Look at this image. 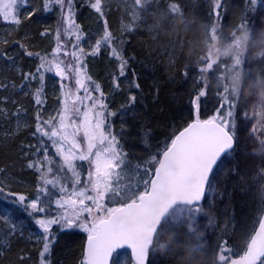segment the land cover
I'll return each instance as SVG.
<instances>
[{
	"label": "trees",
	"instance_id": "trees-1",
	"mask_svg": "<svg viewBox=\"0 0 264 264\" xmlns=\"http://www.w3.org/2000/svg\"><path fill=\"white\" fill-rule=\"evenodd\" d=\"M214 1L100 0L101 11L97 12L91 7L96 0H72V21L79 26L80 37L86 36L87 26L94 29L97 26L95 22L100 25L95 43L93 41L92 46L83 48L84 64L91 77L92 87L100 85L108 109L116 115L108 117L111 124L116 125L117 130L120 123L123 125L120 133H123L125 144L122 149L125 152L123 155L131 162V167L126 166L129 172L135 171L137 175L141 173L144 157L129 151V141L141 144L148 150L153 148L159 158L175 134L195 118L192 100L200 89L207 91L206 97L200 101L206 104V108H199L200 119L212 116L221 101H233L235 98L237 92L231 85L240 76L238 60L241 56L236 58L234 65L231 55L220 59V66L226 70L223 69L218 80L223 81L226 88L214 89L212 75L205 69L211 51L210 32L215 24ZM173 4L179 11L171 10ZM58 5L55 0H27L20 9L19 25L0 22V184L5 188L4 194L0 195V208L13 209L10 219L14 218L16 227L15 233L10 234L11 223L0 219V264H40L43 248V242L33 247L25 240V235L39 228L27 211L5 202L8 191L22 194L28 201L39 194L41 200L49 201L46 215L55 216L60 211L55 204L61 196L60 188L66 187L68 191L63 195H69L75 179L66 167L61 168L63 162L55 149L52 150L47 144L46 138L36 134L37 114L42 120H47L54 110L58 111L61 104L58 101L61 84H58L60 81L55 78V74L44 72L43 81L36 74L40 57L51 58L57 47L58 34L60 42L63 38L74 40L77 35L75 28L65 33L68 25L57 31ZM133 15L136 16L135 23ZM244 21H249L247 16L242 17ZM105 27L112 37L111 47L102 42L97 54L89 55L96 42L103 41ZM224 38L222 35L218 47L227 46L229 40ZM71 46L73 48L74 44ZM112 47L127 61L123 76L120 75V61L111 54ZM29 52L32 55H28ZM29 73L36 74L35 78L30 76L26 80L25 74ZM47 80L54 81L55 91L58 90L59 94L48 92ZM38 88H42L40 104L34 99ZM211 91L218 95L216 101ZM93 94L100 95L99 92ZM133 96L134 103L130 99ZM12 102L15 104L13 108L20 106L25 110V125L20 129H14L16 123L13 125V122L3 121L2 118L5 106L8 107ZM223 108L226 111L227 105ZM37 145L40 151L36 150ZM45 150L51 163L41 161ZM135 161L137 164L133 166ZM29 163H36L43 172L48 169V178L55 184H43L39 179L40 173L29 168ZM79 180L76 187L83 189L84 170L79 172ZM126 183L128 187H124V180H114L112 186L114 189L120 186L126 190L134 187L132 181ZM39 187L45 188L47 192L38 193ZM12 199L14 197H7L9 201ZM225 202L222 211L227 224L216 236L198 240L183 228L164 230L163 221L148 264H221L218 246L227 241L228 248L234 250L236 239L246 231L251 222L249 220L257 213L256 206H250L238 192H234ZM86 204L90 206L91 202L86 201ZM216 221L219 222V219ZM78 228L61 230L58 225L52 226L51 231L56 234V239L46 257L48 264H84L83 246L87 234L81 233ZM254 228L255 225L251 230ZM121 254L126 256L125 264H132L127 251L118 252L115 258ZM225 254L224 264L238 255L236 250Z\"/></svg>",
	"mask_w": 264,
	"mask_h": 264
},
{
	"label": "snow or ice",
	"instance_id": "snow-or-ice-1",
	"mask_svg": "<svg viewBox=\"0 0 264 264\" xmlns=\"http://www.w3.org/2000/svg\"><path fill=\"white\" fill-rule=\"evenodd\" d=\"M256 2L257 0H250L252 5ZM26 3L27 0H0V22L19 25L21 23L20 9ZM55 3L63 8L65 0H55ZM67 3L69 10L63 17L65 24L68 25L65 33L68 34L75 28L79 40V26L72 21V0H67ZM221 3L222 0H218L214 6L216 15L219 14ZM91 7L100 12V0H96ZM171 10L179 11L174 4ZM133 22H136L135 15H133ZM239 26L250 28V25L245 23ZM102 42L111 47L112 37L107 27H105L103 41L98 40L96 46L88 54L96 55ZM61 48L58 34L57 47L51 58L40 57L41 62L37 67L36 74H39L41 81L44 80V72H54L55 76L59 77L63 99L55 117L50 116L48 120H42L37 114L36 134L51 141L56 154L63 161L61 168L66 167L75 178L71 193L65 196L63 194L68 189L63 186L60 188L61 196L55 201L60 211L55 216L46 215L49 201L41 200L39 194L34 200L28 201L26 196L8 191L5 202L27 211L41 231L40 239L43 242V248L40 252V264H48L46 257L50 254L56 239V234L51 231L53 225H58L61 230L79 227L81 231L87 233L84 264H108L113 252L124 246L131 249L135 264H147L148 255L138 246L136 233L124 228L125 219L132 214L133 209L140 207V204L151 198L158 182L168 183L178 189H190L200 197L199 202L203 200L205 192L200 190L201 184L206 189L214 166L217 165L222 155L234 148L237 138L235 130L238 127L236 105L230 101H221L220 107L215 110L210 119L201 120L199 118L200 101L206 97L207 91L200 89L192 100L195 118L178 135L174 136L169 145H166L162 158L157 161L158 166L155 168L154 178L144 181L145 190L130 202L120 204L118 207H106L104 200L110 191L121 196L122 199L128 195L122 191L120 186L113 189L111 185L114 180L120 181L128 175L131 162L122 154L123 150L117 136L110 131L111 125L108 117L115 113L107 111L108 106L100 91V85L95 84L94 88L92 87L91 77L87 74L84 64V49L79 48V52L73 50L70 53L65 49L63 57L70 55L72 58L71 61H66L60 55ZM27 54L32 55L31 52ZM111 54L120 61V75H125L127 61L114 47H112ZM36 74H25L24 78L26 80L30 76L35 78ZM65 81L69 83H64ZM72 81H74L75 88L72 87ZM94 92H99L100 95L95 96ZM41 93L42 88H38L34 96L37 104L42 103L39 99ZM130 99L133 103L135 102L134 96ZM224 105H227L226 111L223 108ZM261 144L264 145V140H261ZM36 150H41L39 145ZM45 160L51 163L46 150ZM77 160L88 161L94 169L89 172V180L91 192L95 195L88 194L87 187L77 189L76 185L80 183L79 173L74 163ZM28 167L40 173L39 179L43 184H55L48 178V173L43 172L36 163H29ZM134 186L138 187V185ZM4 192L5 188L0 184V195ZM37 192L46 193L47 190L39 187ZM7 197H14V199L9 201ZM86 201H90L91 205L86 204ZM94 210L98 215L93 218ZM12 212V208H0V219L12 225L9 230L10 234L16 231L14 218L10 219ZM85 213L92 218L91 224L81 219ZM36 214L45 215L37 216ZM252 236L254 238L251 239L246 251L231 264H258V262L264 264V217L260 218L258 231ZM230 251L227 241L218 246L221 264L225 262V253Z\"/></svg>",
	"mask_w": 264,
	"mask_h": 264
},
{
	"label": "rangeland",
	"instance_id": "rangeland-1",
	"mask_svg": "<svg viewBox=\"0 0 264 264\" xmlns=\"http://www.w3.org/2000/svg\"><path fill=\"white\" fill-rule=\"evenodd\" d=\"M217 3V0H215L213 12L215 11L214 6ZM67 5V0H65L63 8L58 5L57 16L59 21H57L55 25L57 27V31L58 28L63 30V27L67 26L63 19L67 12ZM218 11V15L214 13L215 24L209 37V40H211V51L207 63L205 64V69L210 75H212L214 89L220 90L223 87L226 88L227 85L223 83V81L218 80L219 74L223 71V69H226L220 66V59H222V57L224 58V56L217 55L215 51L218 46L217 41H219L222 35H224V39L226 41L229 40V44L233 39V30L238 31V29H242L243 31H248L252 34L253 43L257 42L260 39L258 30L264 28V0H257L255 5H252L250 0H222L221 7ZM245 16H247L249 20L248 22H242V17ZM241 23L249 24L250 28L240 27L239 25ZM95 24H97V26H95L94 29H90L89 27L87 29L86 36L80 37L79 40L76 38L77 35L74 36L75 41L70 38L68 39L69 41L67 38H63V41H61L62 48L60 55L63 57L65 49L70 53L73 50L79 52V48H84L85 46H92L100 32V25L97 22H95ZM72 44H74V46L78 45V47L73 46L72 48ZM224 47H226V45ZM220 48L223 49L222 46ZM231 56L233 57L234 65L236 63V58H238L239 55L232 54ZM69 57L70 55L63 58L66 61H71ZM241 67L243 74L241 87L239 91H236L237 93L235 94L236 97L234 101L231 99L226 100L230 102L232 101L236 105V123L238 127L235 130L237 138L233 150L223 158L215 171L209 183L203 203L194 207L177 206L165 217V220H163L164 230L183 228L187 232L192 233V235L198 240L210 235L216 236L225 229L227 224L224 212L222 211L226 204L225 201L228 197L232 196L234 192H238L239 195L248 201L250 206H256L257 213L252 220H249V222H251L246 228V231L240 234L241 236L236 239L234 250L237 251V254L244 251L251 233L250 231H252V226H256L259 219H257V215L262 207V203L264 202V145L261 144V140H264V109H261L259 106L254 104L252 96H246V90L253 87L254 82H258L261 78H264V44H258L255 47H250L249 51L241 57ZM52 74H54V72ZM55 78L60 81L59 77ZM64 83L69 82L65 81ZM71 83L72 87L75 88L74 81ZM58 84H61V81ZM54 85L53 80H47V86H49L48 92H52L54 95L59 94L60 92L58 90L55 91ZM211 93H213V91H211ZM58 97V101L61 103L63 97L61 94H59ZM212 98L216 101L218 95L213 93ZM69 103H71V101ZM14 105V102H12L8 105V107L5 106L6 108L2 111V118L3 121H8L9 123L13 122V125L16 123L17 125H15L14 129H20L23 125H25L23 122L25 110L20 106L13 108ZM200 106L206 108L205 103H200ZM60 107L61 104L59 109ZM54 111L55 112L51 113L49 117L56 116L57 110ZM107 111L110 110L107 108ZM112 117H116V115H113ZM205 117L207 118L203 119H210L212 116L207 115ZM48 119L49 118H47V120ZM108 121L111 125V133L117 136L119 144L122 148L123 144H125L123 140V133H120L123 125L120 123L119 130H117L116 125H112L110 119H108ZM45 127H47V125H45ZM117 132L119 133L116 134ZM46 141L52 150L55 149L52 147L51 141L47 138ZM128 149L130 152L133 151L138 153L136 155L140 157L144 156L141 163L143 170L138 175L135 171H128V175L121 180H124L125 185L127 184L126 182H129L130 184L132 181L133 186L138 185V187L134 186L132 189L130 187V191L122 189L123 192L128 193V195L123 199L121 196L115 195L113 191H110L106 194L104 200L106 207H118L120 202L127 203L130 202L131 199H136L140 192L145 190L144 181H150L153 175L155 168L152 169V166L156 167L157 165L158 158L154 153L153 148L148 150L142 147L141 144L129 141ZM124 153L125 152L122 154ZM153 157H155V159H153ZM40 158L43 163L46 162L45 155L43 156V153ZM61 162L63 161L61 160ZM74 163L76 164V170L78 173L81 170L85 171L84 186L87 187V192H89L88 194L95 195V193L91 192V183L89 180V172L94 171V169H92L88 161L77 160ZM134 164H137V162H133V166ZM248 167L250 168L248 169ZM47 170L45 169L44 172ZM134 180L136 183H134ZM111 188H113L112 185ZM134 193L137 194L135 195ZM32 200L34 199L29 201ZM85 214L81 219L91 224L92 218H89L87 213ZM97 215L98 213L94 210L92 217L94 218ZM217 219H219V222L216 221ZM79 231L85 235L87 234L80 229ZM41 236L42 233L39 230L30 231L27 235H25V240L30 244V246L36 247L40 242H42L40 239ZM234 250L232 249L231 251ZM226 255L227 254H225V256ZM218 260L221 262L220 256L218 257ZM125 261V254H121L114 259V264H125Z\"/></svg>",
	"mask_w": 264,
	"mask_h": 264
},
{
	"label": "water",
	"instance_id": "water-1",
	"mask_svg": "<svg viewBox=\"0 0 264 264\" xmlns=\"http://www.w3.org/2000/svg\"><path fill=\"white\" fill-rule=\"evenodd\" d=\"M179 132L176 135H178ZM225 155L226 154L222 155L217 165L219 164V162L222 160V158ZM161 158H162V154L160 156V159ZM217 165L214 166V171ZM154 173H155V170H154ZM212 174L210 175V178ZM152 178H154V174ZM207 186L208 184L206 185V189H207ZM206 189H204L203 185L201 184L200 190L206 193ZM199 201H200V197L196 193L191 191L190 189H178L168 183L158 182L157 187L155 191L152 193L151 198L145 200L142 204H140V207L133 209L132 214L125 219L124 228L126 230H131L136 233V239H137L138 246L144 252L147 253L148 258H149V252L151 248L153 247L155 236L160 228V225L163 219L166 217V215L176 206H195L202 202V201L201 202ZM262 217H264V209H263V212L260 218ZM258 228H259V221L253 233L248 239L245 250L240 255L232 258L228 264H231L233 260H238L243 255L251 239L254 238L252 235H254L256 231H258ZM86 246H87V238L84 242V247H83L84 258H85ZM122 249H126L129 251L130 259L135 264V259L132 254V251L127 246L116 249L113 252L112 256L109 258L108 264H112V260H113L115 253Z\"/></svg>",
	"mask_w": 264,
	"mask_h": 264
},
{
	"label": "clouds",
	"instance_id": "clouds-1",
	"mask_svg": "<svg viewBox=\"0 0 264 264\" xmlns=\"http://www.w3.org/2000/svg\"><path fill=\"white\" fill-rule=\"evenodd\" d=\"M260 34V39L253 43L252 34L248 31H239L233 30V39L231 42L221 49L216 47L215 51L217 55L228 56L232 54L239 55L243 57L250 49V47H255L258 44H264V28L258 30ZM219 42L217 41V44ZM242 81L240 76H237L232 81V87L234 90L239 91ZM252 96L254 99V104L259 106L261 109H264V78H261L260 81L254 82L253 87L246 90V96Z\"/></svg>",
	"mask_w": 264,
	"mask_h": 264
},
{
	"label": "bare ground",
	"instance_id": "bare-ground-1",
	"mask_svg": "<svg viewBox=\"0 0 264 264\" xmlns=\"http://www.w3.org/2000/svg\"><path fill=\"white\" fill-rule=\"evenodd\" d=\"M217 2H218V0H217ZM89 28V26H87L86 27V31H87V29ZM261 152H263V151H261ZM163 153V152H162ZM161 153V154H162ZM161 156V155H160ZM160 156H159V158H158V160L160 159ZM221 162H219V164H220ZM219 164L217 165V167H216V170H217V168H218V166H219ZM87 238V237H86ZM86 240V239H85ZM84 247V246H83ZM152 250V249H151ZM151 250H150V252H151ZM150 252H149V258H148V261H149V259H150ZM83 257H84V253H83ZM84 261H85V258H84ZM148 261H147V264H148Z\"/></svg>",
	"mask_w": 264,
	"mask_h": 264
}]
</instances>
